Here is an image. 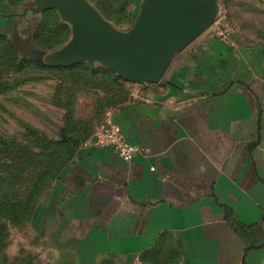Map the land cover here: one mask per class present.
<instances>
[{
    "label": "crops",
    "instance_id": "1",
    "mask_svg": "<svg viewBox=\"0 0 264 264\" xmlns=\"http://www.w3.org/2000/svg\"><path fill=\"white\" fill-rule=\"evenodd\" d=\"M16 12L0 30L34 37ZM210 29L108 113L131 162L90 138L54 180L32 219L46 264H264V28Z\"/></svg>",
    "mask_w": 264,
    "mask_h": 264
},
{
    "label": "rangeland",
    "instance_id": "2",
    "mask_svg": "<svg viewBox=\"0 0 264 264\" xmlns=\"http://www.w3.org/2000/svg\"><path fill=\"white\" fill-rule=\"evenodd\" d=\"M90 2L121 29L132 26L139 10V0H115L116 17L112 19L100 6H111L113 0ZM217 2L210 30L221 27L251 36L264 28V0ZM32 4L34 0H0V13ZM50 9L44 10L41 18ZM53 10L69 28L64 44L72 29ZM0 33L7 35L0 36V82L9 84L0 88V172L6 171L0 179V248L14 264H46L40 256L46 258L47 250L32 225L35 205L49 192L58 172L95 136L111 109L119 100L132 98L138 85L125 78L115 79L110 73L90 75L84 67L68 69L55 66L69 65L41 62V53L36 54L42 49L31 41L35 35ZM9 38L32 59L17 54ZM84 62L92 68L104 66L98 62L93 66L87 61L79 63ZM68 136L78 139L75 148Z\"/></svg>",
    "mask_w": 264,
    "mask_h": 264
},
{
    "label": "water",
    "instance_id": "3",
    "mask_svg": "<svg viewBox=\"0 0 264 264\" xmlns=\"http://www.w3.org/2000/svg\"><path fill=\"white\" fill-rule=\"evenodd\" d=\"M132 26L121 29L90 0H34L16 8L17 15H41L56 9L72 29L60 46L39 50L41 62L70 65L98 62L128 81L141 85L159 81L171 59L216 19L217 0H139ZM37 50V49H36Z\"/></svg>",
    "mask_w": 264,
    "mask_h": 264
},
{
    "label": "trees",
    "instance_id": "4",
    "mask_svg": "<svg viewBox=\"0 0 264 264\" xmlns=\"http://www.w3.org/2000/svg\"><path fill=\"white\" fill-rule=\"evenodd\" d=\"M115 4H116L115 0H113V4L111 6L102 4L100 7H101L102 11H104L106 16H108L112 19H115L116 16L114 15V13H116V11H114V9H113ZM124 11H125V8L121 12V14L124 13ZM2 34L3 33H0V36ZM3 35L7 36L6 34H3ZM68 35H69L68 26L66 24H64L63 22H61L58 14L55 10L50 9V10H47L44 12L42 18L40 19V21L38 22V24L36 26V30H35V40L36 41L35 42H36V45L41 49L52 48L56 45L63 43L68 38ZM9 39H10L9 42L12 44V47H14V49L17 51V54L19 53L24 58L32 59L31 57L24 56L21 48L11 38H9ZM42 66L43 67H52V66H48L45 64H42ZM55 67L68 68V69H73L75 67H84L86 69V71L88 73H90V75H95V74H98L99 72L104 74V75L110 73L111 75L115 76V79H119V80L123 79L124 81H126L123 77L117 75L110 68H107L105 66H101L100 68H98V67L92 68L86 62L73 64V65H69V66H65V67H61V66H55ZM100 69H102V71H99ZM88 73H87L88 78H90V75ZM4 87H6V88L9 87V84L0 82V88H4ZM128 99L126 98V100H128ZM126 100L125 99L119 100L117 105L120 103H123ZM68 137L71 138V140H70V142H72L71 145L73 148H75V146H77L79 143L78 139L74 138L75 136H68ZM4 172H6V171L3 170L0 172V179H1V177H2V179L5 177ZM60 173H61V171L58 172V174L54 177V179H56ZM37 206H38V203L35 205V207L32 211L31 219H33V216L35 214ZM1 249L2 248H0V251H2Z\"/></svg>",
    "mask_w": 264,
    "mask_h": 264
},
{
    "label": "built area",
    "instance_id": "5",
    "mask_svg": "<svg viewBox=\"0 0 264 264\" xmlns=\"http://www.w3.org/2000/svg\"><path fill=\"white\" fill-rule=\"evenodd\" d=\"M93 139L97 144L109 145L114 148L117 154L126 162H131L140 150V146L131 142L118 124L108 116L95 133Z\"/></svg>",
    "mask_w": 264,
    "mask_h": 264
}]
</instances>
